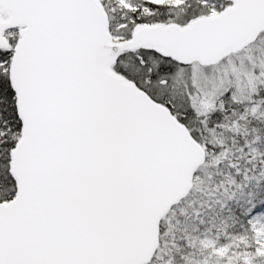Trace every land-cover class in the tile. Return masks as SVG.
Wrapping results in <instances>:
<instances>
[{
  "label": "snow or ice",
  "instance_id": "snow-or-ice-1",
  "mask_svg": "<svg viewBox=\"0 0 264 264\" xmlns=\"http://www.w3.org/2000/svg\"><path fill=\"white\" fill-rule=\"evenodd\" d=\"M0 264H264V0H0Z\"/></svg>",
  "mask_w": 264,
  "mask_h": 264
}]
</instances>
